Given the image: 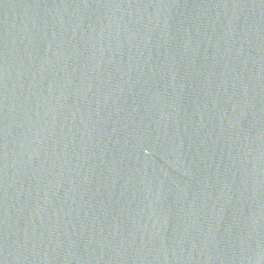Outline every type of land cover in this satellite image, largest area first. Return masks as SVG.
<instances>
[{
	"label": "water",
	"instance_id": "1",
	"mask_svg": "<svg viewBox=\"0 0 264 264\" xmlns=\"http://www.w3.org/2000/svg\"><path fill=\"white\" fill-rule=\"evenodd\" d=\"M0 264H264V0H0Z\"/></svg>",
	"mask_w": 264,
	"mask_h": 264
}]
</instances>
